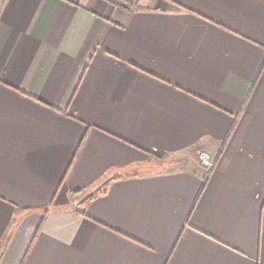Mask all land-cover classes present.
<instances>
[{"label":"crops","instance_id":"obj_1","mask_svg":"<svg viewBox=\"0 0 264 264\" xmlns=\"http://www.w3.org/2000/svg\"><path fill=\"white\" fill-rule=\"evenodd\" d=\"M0 255L264 264V0H0Z\"/></svg>","mask_w":264,"mask_h":264},{"label":"built area","instance_id":"obj_2","mask_svg":"<svg viewBox=\"0 0 264 264\" xmlns=\"http://www.w3.org/2000/svg\"><path fill=\"white\" fill-rule=\"evenodd\" d=\"M198 164L205 174L209 176L216 166V160L210 153L201 151L198 154Z\"/></svg>","mask_w":264,"mask_h":264},{"label":"water","instance_id":"obj_3","mask_svg":"<svg viewBox=\"0 0 264 264\" xmlns=\"http://www.w3.org/2000/svg\"><path fill=\"white\" fill-rule=\"evenodd\" d=\"M110 180L105 181L104 183H102L100 186H98L96 189H94L93 191L87 193L86 195H84L82 198H80L77 202H76V207L78 209L82 208V205L88 201L90 198H92L93 196H95ZM2 258V255H0V260Z\"/></svg>","mask_w":264,"mask_h":264},{"label":"trees","instance_id":"obj_4","mask_svg":"<svg viewBox=\"0 0 264 264\" xmlns=\"http://www.w3.org/2000/svg\"><path fill=\"white\" fill-rule=\"evenodd\" d=\"M82 212H80V214H81Z\"/></svg>","mask_w":264,"mask_h":264}]
</instances>
